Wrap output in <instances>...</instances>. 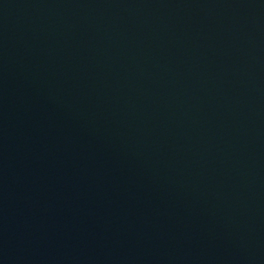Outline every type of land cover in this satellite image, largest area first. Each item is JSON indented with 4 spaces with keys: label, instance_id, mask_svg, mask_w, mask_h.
<instances>
[{
    "label": "water",
    "instance_id": "water-1",
    "mask_svg": "<svg viewBox=\"0 0 264 264\" xmlns=\"http://www.w3.org/2000/svg\"><path fill=\"white\" fill-rule=\"evenodd\" d=\"M0 264H264V0H0Z\"/></svg>",
    "mask_w": 264,
    "mask_h": 264
}]
</instances>
